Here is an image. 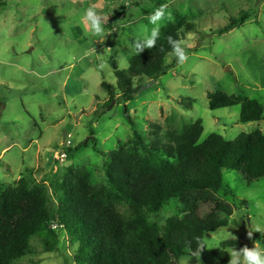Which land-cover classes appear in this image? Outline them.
Listing matches in <instances>:
<instances>
[{
	"label": "rangeland",
	"instance_id": "rangeland-1",
	"mask_svg": "<svg viewBox=\"0 0 264 264\" xmlns=\"http://www.w3.org/2000/svg\"><path fill=\"white\" fill-rule=\"evenodd\" d=\"M162 4L168 5L172 19L162 21L160 36L177 28L189 59L130 101L104 107L109 99L104 81L118 95L122 91L111 59L119 69H128L129 60L138 55L135 43L153 27L146 17ZM89 6L102 17L103 39H90V25L80 20ZM244 10L253 15L220 35ZM191 22L195 31L184 27ZM0 80V101L5 103L0 113V190L25 178L45 190L56 207L72 172L87 171L91 184H107L110 152L133 138L123 117L125 106L147 137L155 123L168 133L198 120L204 126L201 141L212 133L233 141L242 133L264 132V119L241 123L240 105L212 110L208 98L221 90L264 104V0H0ZM141 83L135 80L136 86ZM58 149L73 150L72 158L60 160ZM215 196L234 210L229 226L207 233L205 250L184 256L180 264H223L215 251L230 261L232 249H222L230 239L264 249V177L250 182L238 171L224 170V188ZM213 207L214 201L206 203L200 213ZM185 210L184 203L173 199L149 220L164 225ZM257 228L261 231L255 232ZM31 244L33 252L15 264H77L75 245L65 232L54 250H46L39 237Z\"/></svg>",
	"mask_w": 264,
	"mask_h": 264
},
{
	"label": "trees",
	"instance_id": "trees-1",
	"mask_svg": "<svg viewBox=\"0 0 264 264\" xmlns=\"http://www.w3.org/2000/svg\"><path fill=\"white\" fill-rule=\"evenodd\" d=\"M252 15L250 10L241 11L219 34L244 24ZM184 27L196 30L194 22ZM179 32L174 27L165 30L156 47L129 60L127 70L119 69L111 59L122 91L118 95V89L104 81L109 94L104 107L113 100L130 101L146 81L170 71L177 60L165 62L172 51L168 37L181 40ZM136 79L143 83L136 86ZM208 98L212 110L240 105L241 123L264 119V104L257 99L221 90ZM4 107L0 101V113ZM123 117L132 127L133 138L110 152L107 184H91L87 171L72 172L56 207L49 203L45 190L25 178L16 187L0 190V264H15L32 253L34 237L41 239L46 250H54L64 232L75 245L77 264H180L184 256L205 250L207 233L230 224L233 208L215 196L224 188V170L238 171L250 182L264 177L261 130L242 133L233 141L212 133L201 141L204 126L198 120L181 132L168 133L155 123L147 137L136 128L126 106ZM66 151L71 159L73 150ZM173 199L185 204L182 217L171 216L164 225L149 220L150 214L159 213ZM212 201L214 207L201 214L202 205ZM245 246L249 247L236 239L222 243L223 250ZM213 255L223 264L229 262L218 251Z\"/></svg>",
	"mask_w": 264,
	"mask_h": 264
},
{
	"label": "clouds",
	"instance_id": "clouds-1",
	"mask_svg": "<svg viewBox=\"0 0 264 264\" xmlns=\"http://www.w3.org/2000/svg\"><path fill=\"white\" fill-rule=\"evenodd\" d=\"M168 5L162 4L155 8L151 15L147 16L146 19L148 23L153 25L150 30V34L142 36V38L135 43V49L137 54H139L144 49H152L156 47L157 40L160 36V29L162 26V21L167 18L172 19L171 13L166 12ZM81 22H87L90 25V32L88 33L90 39H103L105 36V28L103 25L102 17L98 14L95 6H89L80 18ZM168 43L171 46V53L165 58L166 63L171 62V57H175L179 65H183L189 56L186 54V50L182 47L184 43L181 40H175L171 36L168 37ZM161 51L163 49L161 48ZM261 230L257 228L255 232H260ZM251 237L252 233H248ZM200 249H203V244L200 245ZM199 254V253H194ZM229 264H264V249L254 246L249 248L247 246L237 250L233 249L230 252Z\"/></svg>",
	"mask_w": 264,
	"mask_h": 264
},
{
	"label": "water",
	"instance_id": "water-1",
	"mask_svg": "<svg viewBox=\"0 0 264 264\" xmlns=\"http://www.w3.org/2000/svg\"><path fill=\"white\" fill-rule=\"evenodd\" d=\"M158 81V79L154 78V79H151L146 85H144L137 93L139 92H142L146 89H149L150 87H152L156 82ZM136 93V94H137ZM116 100H113V103L115 102ZM67 134H68V131H64V137L66 138L67 137Z\"/></svg>",
	"mask_w": 264,
	"mask_h": 264
},
{
	"label": "built area",
	"instance_id": "built-area-1",
	"mask_svg": "<svg viewBox=\"0 0 264 264\" xmlns=\"http://www.w3.org/2000/svg\"><path fill=\"white\" fill-rule=\"evenodd\" d=\"M56 157L59 158L60 160H65L68 158V153L65 149H60L59 151H57ZM57 224L54 226L55 228H57Z\"/></svg>",
	"mask_w": 264,
	"mask_h": 264
},
{
	"label": "crops",
	"instance_id": "crops-1",
	"mask_svg": "<svg viewBox=\"0 0 264 264\" xmlns=\"http://www.w3.org/2000/svg\"><path fill=\"white\" fill-rule=\"evenodd\" d=\"M1 81V80H0ZM2 82V81H1Z\"/></svg>",
	"mask_w": 264,
	"mask_h": 264
}]
</instances>
